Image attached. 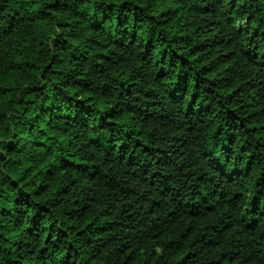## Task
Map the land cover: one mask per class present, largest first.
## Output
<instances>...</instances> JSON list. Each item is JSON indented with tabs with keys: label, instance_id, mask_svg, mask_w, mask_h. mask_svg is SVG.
<instances>
[{
	"label": "clouds",
	"instance_id": "obj_1",
	"mask_svg": "<svg viewBox=\"0 0 264 264\" xmlns=\"http://www.w3.org/2000/svg\"><path fill=\"white\" fill-rule=\"evenodd\" d=\"M262 172L264 0H0V264H264Z\"/></svg>",
	"mask_w": 264,
	"mask_h": 264
},
{
	"label": "trees",
	"instance_id": "obj_2",
	"mask_svg": "<svg viewBox=\"0 0 264 264\" xmlns=\"http://www.w3.org/2000/svg\"><path fill=\"white\" fill-rule=\"evenodd\" d=\"M161 2L163 3V0H161ZM171 9L168 8H161V10L159 11V15L164 17V23L168 25L169 31H171L172 34V39L175 40L176 39V33H179V39L180 41H184L185 40V36H186V32L184 31L185 28V21L181 20L177 17L172 18L171 20L168 19V13L171 12ZM119 23V20L117 21ZM174 30V31H173ZM197 47V46H194ZM199 55H197V59H199ZM121 147H123V145H121ZM257 183H264V172H262L257 180ZM64 194L67 196L68 195V189L64 188L63 189ZM19 202V200H18ZM77 204L79 203L78 201L76 202ZM73 218H75L76 214L79 215H85L86 213L90 212V209L87 205L84 206V208H76L73 209ZM95 222V220H93V223ZM88 227H91V223L88 224ZM97 227H101V225H97ZM188 227L192 228V224L191 221L188 222ZM43 251V250H42ZM133 264H135V262H133Z\"/></svg>",
	"mask_w": 264,
	"mask_h": 264
}]
</instances>
